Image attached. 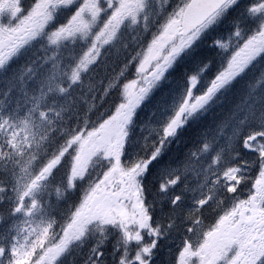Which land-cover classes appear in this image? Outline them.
I'll return each mask as SVG.
<instances>
[{
    "label": "snow or ice",
    "instance_id": "obj_1",
    "mask_svg": "<svg viewBox=\"0 0 264 264\" xmlns=\"http://www.w3.org/2000/svg\"><path fill=\"white\" fill-rule=\"evenodd\" d=\"M0 264H264V0H0Z\"/></svg>",
    "mask_w": 264,
    "mask_h": 264
}]
</instances>
